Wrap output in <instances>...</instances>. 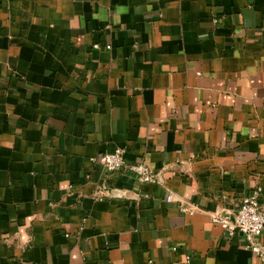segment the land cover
<instances>
[{
  "label": "crops",
  "instance_id": "obj_1",
  "mask_svg": "<svg viewBox=\"0 0 264 264\" xmlns=\"http://www.w3.org/2000/svg\"><path fill=\"white\" fill-rule=\"evenodd\" d=\"M258 185L264 0H0V264H264Z\"/></svg>",
  "mask_w": 264,
  "mask_h": 264
},
{
  "label": "built area",
  "instance_id": "obj_2",
  "mask_svg": "<svg viewBox=\"0 0 264 264\" xmlns=\"http://www.w3.org/2000/svg\"><path fill=\"white\" fill-rule=\"evenodd\" d=\"M93 47L98 48V44H93ZM123 156L124 149L116 148L113 151L99 154L93 160L100 163L107 171H117L126 165ZM134 167L138 170V180L141 182H153L155 180L143 160L138 159ZM166 200L171 201V195H168ZM179 209L181 211H192L182 203L179 204ZM211 221L217 223L223 229L227 239L238 233L244 246L264 262V242L260 240L264 228V195L260 185L256 186L248 195L242 197L235 211L214 213L211 215ZM173 249L175 250V247Z\"/></svg>",
  "mask_w": 264,
  "mask_h": 264
}]
</instances>
